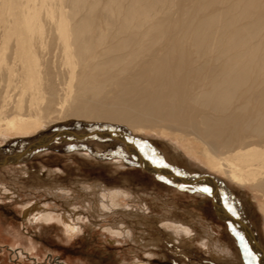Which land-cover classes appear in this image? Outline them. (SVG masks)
I'll use <instances>...</instances> for the list:
<instances>
[{
    "label": "bare ground",
    "instance_id": "6f19581e",
    "mask_svg": "<svg viewBox=\"0 0 264 264\" xmlns=\"http://www.w3.org/2000/svg\"><path fill=\"white\" fill-rule=\"evenodd\" d=\"M51 36L65 73L61 80L38 55ZM4 57L0 131L6 135L34 129L53 113L62 120L177 132L203 151V165L248 190L264 219V0H0V60ZM115 140L125 146L123 138ZM196 146L183 149L194 157ZM147 173L175 183L166 169ZM199 177L210 187L208 177ZM217 188L213 182L212 206L229 217ZM0 192L8 193L1 185ZM120 198L126 199L102 193L98 201L104 211L129 210ZM21 215L34 223L57 221L67 234L79 229L81 214L55 215L34 203ZM161 222L171 242L193 239L191 227ZM112 228L110 234L132 237L124 225ZM208 240L201 237L199 244L206 253L230 258L221 244ZM139 241L155 247L154 240ZM131 264L148 263L135 258Z\"/></svg>",
    "mask_w": 264,
    "mask_h": 264
},
{
    "label": "rangeland",
    "instance_id": "374dc122",
    "mask_svg": "<svg viewBox=\"0 0 264 264\" xmlns=\"http://www.w3.org/2000/svg\"><path fill=\"white\" fill-rule=\"evenodd\" d=\"M53 45L56 46L53 37H48L38 55L41 64L44 62L61 80L65 73L60 53ZM5 65L4 57L0 69ZM15 69L12 71L18 76L20 70ZM4 84L0 83V102ZM49 117L24 133L6 135L0 131V161L59 131H121L133 139L139 154L151 165L190 180L199 176L214 179L222 208L246 224L264 252V219L251 194L230 183L224 174L203 165V151L194 141L193 145L179 133L158 127L149 130L103 120H62L56 113ZM190 144L196 146L194 157L185 152ZM162 175L165 177L145 172L122 143L106 139L48 144L16 164L1 166L0 185L8 193L0 192V264H131L135 258L148 264H258L240 229L215 215L210 194L201 190L208 184L188 187L168 182L167 175ZM114 192L125 195L126 199L120 198L119 203L126 202L129 210L108 212L101 208L99 195ZM34 203L55 215L81 214L79 229L67 235L57 221L34 223L31 216L22 218V208ZM171 220L191 227L193 239L182 237L171 242L160 224ZM119 225H124L132 237L109 233ZM140 237L144 242L154 240L155 247L143 246ZM201 237L221 244L231 259H218L206 253L199 245ZM245 248L252 253L251 257L245 255Z\"/></svg>",
    "mask_w": 264,
    "mask_h": 264
},
{
    "label": "water",
    "instance_id": "95a60500",
    "mask_svg": "<svg viewBox=\"0 0 264 264\" xmlns=\"http://www.w3.org/2000/svg\"><path fill=\"white\" fill-rule=\"evenodd\" d=\"M57 138H51L50 136H46V137H41L40 139H38L36 142H33L32 144H30L25 150H23L21 153L16 154L12 157H7L5 159H3L2 161H0V167L1 166H7V165H13L16 164L17 162L21 161L23 158L27 157V155L29 153H31L32 151L46 146L48 144H52V143H56V144H60L61 142H67L69 140H75L76 142H84L87 140H94L97 138H103V139H118V137L123 138L124 140V144H125V150H127L130 154V148L132 147L133 153L131 154L132 159L137 162L140 166V168L146 172L149 171H155V172H160L162 170H165L163 168H158L154 165H151L150 163H147L148 166H145L143 163L140 162L144 161L143 158H141V156L139 155V152L136 149V146L134 144V141L131 137H129L128 135L120 132V131H108V132H103V133H92V134H79L78 136L76 135H64L62 134V132H57ZM106 135V136H105ZM109 135V136H108ZM94 138V139H93ZM132 145V146H131ZM145 162V161H144ZM166 171L168 172V174H170V176L172 177L173 181H175V183L180 184V185H184V186H188L191 187L197 183H199V181L202 179V177H197V179L192 180V181H187L185 178L179 177L175 174H173L170 170L166 169ZM159 174V173H158ZM159 176L165 177L163 176L161 173L159 174ZM203 177H208V176H203ZM210 180V187L212 188L213 186V182L214 179H212L211 177H208ZM211 193H210V198H211V202L214 204V190L211 189ZM213 209H214V213L217 216L218 219L226 221V222H230L233 225H235L237 228L240 229V231L242 232L243 235V239L246 242V244L248 245L249 249L252 251V253L255 255L258 264H264V252L261 250V248L258 246L256 240L253 237V234L251 233V231L249 230V228L246 226L245 223H243L242 221L234 218V217H223L220 215L218 208L215 207L213 205ZM260 257V260H259Z\"/></svg>",
    "mask_w": 264,
    "mask_h": 264
},
{
    "label": "snow or ice",
    "instance_id": "6c2138e0",
    "mask_svg": "<svg viewBox=\"0 0 264 264\" xmlns=\"http://www.w3.org/2000/svg\"><path fill=\"white\" fill-rule=\"evenodd\" d=\"M153 162L156 163L157 161L154 160ZM181 187H183V186H181ZM201 190L204 193H208V194H210L211 191H212L211 188L208 187V186H203ZM228 210L231 211V212H234V209H232L231 207H229ZM245 255L251 257L252 253L250 251H248L247 248H245Z\"/></svg>",
    "mask_w": 264,
    "mask_h": 264
}]
</instances>
